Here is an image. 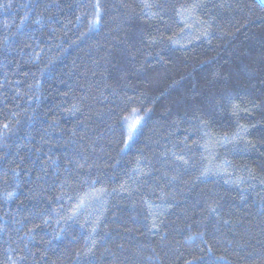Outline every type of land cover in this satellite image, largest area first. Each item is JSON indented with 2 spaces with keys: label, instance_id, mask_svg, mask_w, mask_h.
<instances>
[{
  "label": "trees",
  "instance_id": "obj_1",
  "mask_svg": "<svg viewBox=\"0 0 264 264\" xmlns=\"http://www.w3.org/2000/svg\"><path fill=\"white\" fill-rule=\"evenodd\" d=\"M0 264H264V0H0Z\"/></svg>",
  "mask_w": 264,
  "mask_h": 264
},
{
  "label": "snow or ice",
  "instance_id": "obj_2",
  "mask_svg": "<svg viewBox=\"0 0 264 264\" xmlns=\"http://www.w3.org/2000/svg\"><path fill=\"white\" fill-rule=\"evenodd\" d=\"M137 123H138V121H137ZM136 128V123H133V124H131L130 126H129V139H131L132 138V132H133V130Z\"/></svg>",
  "mask_w": 264,
  "mask_h": 264
},
{
  "label": "water",
  "instance_id": "obj_3",
  "mask_svg": "<svg viewBox=\"0 0 264 264\" xmlns=\"http://www.w3.org/2000/svg\"><path fill=\"white\" fill-rule=\"evenodd\" d=\"M259 1H261V0H259Z\"/></svg>",
  "mask_w": 264,
  "mask_h": 264
}]
</instances>
